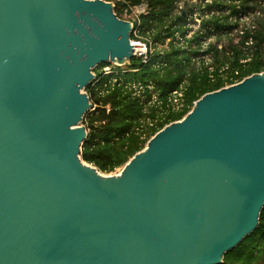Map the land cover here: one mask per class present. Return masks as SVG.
I'll list each match as a JSON object with an SVG mask.
<instances>
[{
  "label": "water",
  "instance_id": "obj_1",
  "mask_svg": "<svg viewBox=\"0 0 264 264\" xmlns=\"http://www.w3.org/2000/svg\"><path fill=\"white\" fill-rule=\"evenodd\" d=\"M105 0H0V264H221L264 207V72L205 93L118 174L80 158L102 63L133 57Z\"/></svg>",
  "mask_w": 264,
  "mask_h": 264
},
{
  "label": "trees",
  "instance_id": "obj_2",
  "mask_svg": "<svg viewBox=\"0 0 264 264\" xmlns=\"http://www.w3.org/2000/svg\"><path fill=\"white\" fill-rule=\"evenodd\" d=\"M105 1L114 4V12L121 19L128 7L145 4L148 13L140 15L138 19V36L150 38L154 46L146 62L133 56L122 67L109 62L98 65L93 71L100 79L85 88L91 109L82 121L87 136L80 158L101 174H110L122 168L156 132L182 119L205 93L264 72V0H211L206 7L218 10L219 14L202 20L201 30L185 41L186 47L175 41V33L184 38L189 30L186 23L190 13L175 14V0ZM238 5L243 9L259 8L261 16L256 18L255 28L245 29L238 43L230 39L221 48L212 43L201 51L200 40L203 37L208 38L213 32L219 36L234 28L223 12L229 10L228 13H233ZM129 15L128 19L134 21V17ZM130 37L135 38V34L132 32ZM166 39L169 41L164 46ZM204 56L211 61L207 63ZM197 57L198 63L195 60ZM108 65L118 71L115 74L118 80L113 85L108 84L112 76L101 78L100 68ZM135 82L153 84L161 104L151 103L149 90L140 95L133 94L126 84ZM181 88L183 103L174 109L167 100L172 91ZM221 264H264V207L257 228L228 251Z\"/></svg>",
  "mask_w": 264,
  "mask_h": 264
},
{
  "label": "built area",
  "instance_id": "obj_3",
  "mask_svg": "<svg viewBox=\"0 0 264 264\" xmlns=\"http://www.w3.org/2000/svg\"><path fill=\"white\" fill-rule=\"evenodd\" d=\"M184 2V5H183ZM209 3V0H175L174 2V13L175 14H186V12L190 13V16L187 20L186 27L189 29L188 32L185 34L184 38L178 33H175V41L178 42L179 45H183V47H186V40L192 38L194 33L197 30H201V22L204 19H208L210 16L218 15V11H213L211 9H208L206 7V4ZM207 11H212L211 13H208V15L205 13ZM229 10L224 11L223 13L227 15V21L234 26V29L237 33V35L241 36L243 34L245 29H254L255 28V20L258 16H261V13L258 9H243L241 6L236 7V11L233 13H228ZM148 10L146 8L145 4H142L136 8L128 7L125 11V18L124 20L130 21L129 14H131L134 17V21H130L132 23V32L135 34V38L130 37V43L131 46L134 49L133 56H136L140 59H142L143 62H146L148 60L149 55L153 52V46L154 43L152 40L148 37H140L138 36L139 33V26H138V19L140 15L147 14ZM195 15V16H193ZM136 22V24H135ZM194 30L192 34L191 32ZM131 32V33H132ZM223 33V32H222ZM169 39H166L165 45H167ZM206 42V43H205ZM214 42L207 41L206 37H203L200 40V45L202 47L201 51H204L210 44ZM250 43V42H249ZM218 46V45H217ZM222 46H219L218 48H221ZM205 61L209 63L211 59L208 56H204ZM113 64V63H112ZM114 66H118L113 64ZM125 66V65H124ZM122 67V66H118ZM96 68V67H95ZM210 70L212 68L210 67ZM129 73H137L136 71H128ZM101 78L103 76H112L110 80L108 81V84L113 85L117 82L118 78L115 76V74L118 73L117 70H115L114 67L108 65L103 66L100 68ZM100 79V77H97L96 73H93V80L92 82H97ZM239 82V81H238ZM235 82V83H238ZM233 83V84H235ZM126 86L132 90L133 94L140 95L144 93L145 90H149L151 93V103L155 105L161 104V101L157 98V94L154 92L153 84L149 83L147 85H144L139 82L135 83H127ZM228 86V85H226ZM86 93V92H85ZM167 102L173 106L174 109H178L182 106L183 103V91L182 88L179 90H174L170 93Z\"/></svg>",
  "mask_w": 264,
  "mask_h": 264
},
{
  "label": "rangeland",
  "instance_id": "obj_4",
  "mask_svg": "<svg viewBox=\"0 0 264 264\" xmlns=\"http://www.w3.org/2000/svg\"><path fill=\"white\" fill-rule=\"evenodd\" d=\"M209 3H211V0H209ZM183 5H184V2H183ZM257 9H259V8H257ZM211 10H213V11H218V10H216V9H211ZM212 11H207V12H205L207 15H208V13H211ZM219 13V12H218ZM263 13V12H262ZM193 16H195V15H193ZM264 16V14H262V17ZM122 17L123 18H125V15L123 14L122 15ZM194 31H196V30H194L193 29V31L191 32V34L194 32ZM219 39V40H218ZM230 39H231V41L233 42V43H238V41H239V39H240V36L239 35H237V33H236V31H235V29L233 28L232 30H230L229 32H223V33H220L219 34V36H218V34H216L215 32H213V34L212 35H210L208 38H207V41H211V42H214V43H216L218 46L217 47H219V46H222V45H226V44H228L229 43V41H230ZM217 40L219 41V42H217ZM168 41V40H167ZM206 43V42H205ZM161 45H158V47H160ZM194 47V46H193ZM195 60L197 61V63L199 62V58L197 57V58H195ZM99 68V67H98ZM93 73L95 74V72L93 71ZM84 92H86L85 91V89L83 90ZM83 125V124H82ZM120 170H121V168H118V169H116L113 173H110V174H103L102 173V175H114V174H118L119 172H120Z\"/></svg>",
  "mask_w": 264,
  "mask_h": 264
},
{
  "label": "bare ground",
  "instance_id": "obj_5",
  "mask_svg": "<svg viewBox=\"0 0 264 264\" xmlns=\"http://www.w3.org/2000/svg\"><path fill=\"white\" fill-rule=\"evenodd\" d=\"M134 51V50H133Z\"/></svg>",
  "mask_w": 264,
  "mask_h": 264
}]
</instances>
